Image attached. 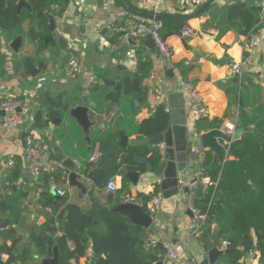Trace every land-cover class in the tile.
Here are the masks:
<instances>
[{
    "label": "crops",
    "instance_id": "1",
    "mask_svg": "<svg viewBox=\"0 0 264 264\" xmlns=\"http://www.w3.org/2000/svg\"><path fill=\"white\" fill-rule=\"evenodd\" d=\"M206 1L208 0H71L63 17L56 21L53 33L54 40L61 39L64 48L66 45V50L52 46L41 52L34 60L35 68L40 70L35 77H31L26 72L20 58L19 70H16L15 67L13 69V60L7 62V75L2 82L6 87L0 91V104L7 100H19L17 114L23 123L10 133H0V194L8 196L19 194L20 212H22V207L30 206L31 203L27 187H30L31 193L35 192L34 199L42 196L50 202L59 196V192H64L70 195L71 199H75L79 191L69 188L65 176L61 173L67 170L63 163L68 160L70 164L78 168V172L88 174L84 175L82 183L87 191H92V197L97 203L102 206L107 205V198L111 193L106 190V185H102L105 173L102 169H95L99 160L96 163H90L89 158L94 153L97 144L101 148L105 143V153L108 156L104 160V165L113 167L120 163L121 152L118 153L116 159L111 158L115 152V150L112 151V154L111 150L115 149V145L119 148L120 141L116 123L121 119V109L116 104L117 102H113L115 87L117 83L120 85L125 74L135 72L139 62L146 58L151 61V72L154 73V77L149 79L148 76L144 80L143 91L138 97L125 101L126 105H129L130 102L133 104V111L129 109L130 115L127 116L128 119L134 112L133 127L149 119L158 106H165L168 112L167 95L180 93L183 96L187 114L186 137L187 140H192L195 137V134L192 133L195 126L190 125L187 112L184 95L187 87L196 89L207 105L208 115L199 119L200 126L217 120L219 124L214 129L225 128L228 124H233L238 128L240 120H247L244 116L252 113L251 104L254 101L250 95L254 89L258 90V102L264 105V80L240 88L246 96L243 100L244 108L242 110L238 104V97L236 95L227 96L225 93V89L236 86L239 90L237 79L230 75V64L234 62L239 63L246 59V63L241 67L245 79L251 80L259 75L264 79V7L255 29L259 38V46L251 55L243 49L245 37L239 36L233 31L220 33L224 23L219 11L239 2L246 3L248 0H216L205 9L206 11L204 10L205 12L183 20L180 32L184 28H188L194 33L188 38L182 37L181 33L176 34L173 26L168 25L161 34L173 52L170 61L159 56L154 47L148 48L145 45L146 38L134 39V48H127V40L130 36L125 32L124 23L128 17L146 21L140 18V15L154 14L166 17L163 20H176L180 17L193 15ZM248 3L254 6L259 5L256 2ZM90 17H94L96 22L87 30L82 23L85 18ZM29 26L31 25L28 21L24 22L21 33L23 44L20 52L24 57L34 55L36 51L35 43L29 38ZM8 38L10 35L0 33L2 41ZM69 53L78 62L77 69L72 75L67 74L66 71ZM127 53H130L131 56L127 57ZM7 59L9 60V57ZM181 63L184 65V69L188 70L185 77L181 76V70L177 66ZM118 66H122L124 69L116 71ZM117 77H119V81H117ZM95 83L98 84L99 89L93 86ZM45 94L52 98L61 97V99H69L74 95L76 97L71 107L80 104L81 96L87 97L89 103L96 105L95 109L89 111L90 121L94 124L89 130V143L81 128L72 120H70L72 122L69 129L66 125L67 120L64 119L57 125H52L49 120L44 122L41 120L32 126L28 124L26 129H23V125L27 121H32L38 111L44 112L41 110L37 98ZM121 96L123 95L120 89L119 97ZM44 117L43 115L42 119ZM2 120L3 118L0 117V122ZM209 130L211 129H203L199 133H195L199 135ZM24 133L25 135L31 133L34 145L47 156V164L37 178L28 171L23 157L25 138H22V135ZM115 134H117V139L111 140V136L113 137ZM127 138V148L133 145H148L146 138L139 137L137 134L127 136ZM221 143L226 146L224 142ZM162 146V144L158 146L160 152L163 151ZM155 147L157 148V146ZM225 149L227 150V147ZM198 152L202 155V158L197 162L199 167L196 166V163H189L185 171L187 175L182 179L181 184L186 185L188 189L197 172L201 173L202 178H208L211 182L210 175L206 174L202 167L206 153L211 154L220 164L211 150L200 149ZM227 160H232V158L226 151L224 162ZM8 161H13L10 168L6 167ZM17 171H19V177L15 176ZM121 174L122 172H119L110 179L116 183L118 190L114 195L112 194L113 205L108 206V209L122 203V196L125 194L134 197L139 194L146 196L154 194L157 184H151L147 180H139L136 187L127 182L126 188L122 189ZM208 186L210 185L199 184V187L203 189ZM51 189L55 190L56 196L50 192ZM159 192L162 194L160 190ZM180 199L177 198L176 202L172 203L162 197L158 211L159 226L157 228L151 226L148 230L143 228L146 231L145 243L151 247L162 243L165 248L173 244H180L185 255L189 259H193L195 264H200L203 256L209 250H206L201 242V229L196 235H190L188 232L191 215L193 216L189 192L185 203H182L183 200ZM80 205L83 209H89L86 202ZM138 205L141 207L140 204ZM27 214L31 215V226L37 225L40 232L47 235L42 239L49 237L55 244V239L61 235L59 228L63 221L61 217L53 225L57 228L53 232V226L49 224L48 218L34 213L30 209ZM1 218L3 217L0 213ZM0 226L2 225L0 224ZM152 229H155L156 232H152ZM212 232L214 235L213 228ZM3 235L4 231L0 233V247L6 249L5 245H9L10 242L1 243ZM253 239L255 241L254 235ZM206 241L211 245V248L215 246L219 251L223 250L222 241H219V245H213V238H206ZM35 253L38 254L37 251ZM48 253H52V248L48 251L46 249L42 256L48 257ZM227 255L220 256V260L214 264H228ZM89 258H91L90 249L87 251L86 257L79 260V263L84 264ZM7 260L8 256L2 263L4 264ZM262 262L260 253L257 251L240 260V264H263ZM161 263L170 264L165 260V256Z\"/></svg>",
    "mask_w": 264,
    "mask_h": 264
},
{
    "label": "trees",
    "instance_id": "2",
    "mask_svg": "<svg viewBox=\"0 0 264 264\" xmlns=\"http://www.w3.org/2000/svg\"><path fill=\"white\" fill-rule=\"evenodd\" d=\"M23 1L25 5L19 6L17 12L14 0H0V29L9 31L18 24L21 27L24 22L28 21L29 25L35 27L38 33L43 35L47 32L49 17L52 16L56 21L61 19L71 0ZM263 1L248 0V2H256L259 5L239 2L221 9L219 12L224 26L220 33L233 31L243 37L255 33L263 13ZM158 22L161 24V32L171 24L176 34L181 33L180 29L184 23L180 19ZM145 38V45L148 48H155L152 40L149 37ZM51 46L63 49L64 43L59 39L53 41ZM64 50H66V45ZM72 57L73 55L69 53V59ZM177 66L181 70V76L185 77L188 70L184 69L182 63ZM151 69V61L146 58L139 62L135 72L122 77L120 86L123 96L119 97L116 103L121 109V119L116 123L117 134L123 132L126 137L137 134L147 140L149 137L165 132L169 124V114L163 105L158 106L149 119L134 127L132 121L134 112L127 119L130 115L129 109L133 111V104L130 102L126 105L125 101L138 97L142 93L143 82L150 75ZM93 86L99 89L97 83ZM241 91L242 89L238 90L237 86L225 89L227 96L236 95L238 97V104L242 110L246 96L245 92ZM257 91L254 89L250 95L254 101L251 104V115H245L247 120L241 119L238 125V128H243L245 131L238 140L229 145L228 155L232 160L218 164L211 154L206 153L202 167L205 173L210 175L212 185L204 189L198 186L192 199L193 208L204 216L201 226V242L206 250L212 249L206 238H213V245H219V241L228 242L230 244L228 249H235L227 255L228 264H240L242 258L254 251L259 252L260 258L264 261V105L258 102ZM37 100L40 107L47 109L50 118H66L68 106L74 103L73 101L72 104H67L63 98H52L48 94L38 97ZM66 120L69 121L67 126L69 129L72 121ZM200 120L195 124L197 133L203 129H214L219 124L216 120L200 126ZM117 134L111 136V140L117 139ZM100 140L102 141V138ZM114 150L111 158L116 159L118 153L121 152L122 157L124 156L125 170L128 172L140 174L152 172L161 159L158 147L146 144L129 146L122 151L115 145V149L111 150L112 154ZM121 175L122 189H125L127 180L123 177V173ZM15 176L19 177V171L15 173ZM158 192L159 188L155 186L153 193ZM153 195L139 194L137 196L138 204L145 213L148 212L147 203ZM48 203L56 207L65 205L64 202L55 200L48 201ZM60 217L63 220L59 225L61 235L55 239V244L49 237L48 239L39 238L37 241V253L41 256L46 249L48 251L53 246H57L60 264H80L79 260L86 257L89 249L91 258L87 259L84 264H157L161 263L166 254V248L162 243H157L153 247L146 245V231L143 228L132 226L125 216L110 212L109 209L95 210L90 217L73 209L66 217L62 213L56 220ZM0 227L5 228L6 226ZM52 228L53 232L57 229L55 226ZM212 228L215 231L214 235ZM9 253V250L0 247V256L3 254L8 256ZM47 255L51 256L50 253ZM25 258V255L19 258V263L22 264ZM0 264H3L1 259Z\"/></svg>",
    "mask_w": 264,
    "mask_h": 264
},
{
    "label": "water",
    "instance_id": "3",
    "mask_svg": "<svg viewBox=\"0 0 264 264\" xmlns=\"http://www.w3.org/2000/svg\"><path fill=\"white\" fill-rule=\"evenodd\" d=\"M216 0L206 1L202 7H200L193 15L180 17L182 20H187L191 17H196L202 13L209 5L214 3ZM25 3L23 0L19 1V6H24ZM132 12V10H129ZM140 18L145 20H155L160 21L166 17L159 15H140ZM56 20L52 16L49 17L47 30L50 33H54ZM125 34V33H123ZM29 37L31 41L35 43V49L38 47V34L36 31L30 27ZM165 39V38H164ZM53 37H48L44 39V47L48 45L49 42H53ZM55 41V40H54ZM127 48H134V41L132 38L127 40ZM22 46V37L15 39L11 43V48L18 53ZM24 58V59H23ZM23 63L25 70L29 73L31 77H35L40 70L36 69L34 66V59L36 55L32 54L30 56L23 57ZM123 70L124 67L118 66L117 70ZM38 70V71H37ZM5 75H0V91L6 87L3 85V80ZM119 81V77H117ZM121 86L117 83L115 87V98L113 102H117ZM76 96H71L69 99L63 98L65 103L72 104ZM168 103V113H169V124L161 135L147 138L146 142L150 146H159L163 145V151L160 152V162L155 167L152 172L140 174L138 172H128L124 168V156L121 158V161L118 165L113 167H106L104 165V160L107 155L105 153V143L101 146L100 152L102 154L99 162L96 164L95 169H102L105 173V178L102 181V185H106L110 179L116 176L119 172L123 173V177L127 180L129 184L133 187H136L139 180H147L151 184H157L159 190L162 192V197L165 200H170L172 203L176 202L177 198H181L185 203L187 199L189 189L186 185H182V179L186 177L185 171L189 163H196V166L199 167L197 162L202 158V155L198 150H211L213 154L217 157L218 161L223 164L224 156L226 151L228 153L229 145L238 140L240 135L244 132L243 128H235L231 134H228L224 127L219 129H211L205 133L197 135L196 128L192 130V133L195 134L192 140H187V128L185 126L187 120V114L185 111V104L183 96L179 94H169L167 95ZM96 105L89 103L87 97L81 96L80 104L71 107L68 106L66 118H50L49 112L47 109L41 107L42 111H38L33 117L32 121H27L23 125L25 130L27 125L32 126L34 123L40 122L41 120H49L52 125H57L58 122H61L66 119L72 120L75 124L81 128L86 141L89 143V130L93 127V123L90 121L89 111L90 109H95ZM19 112V109H18ZM43 113V114H42ZM43 115L45 116L42 119ZM5 113L0 109V117L5 118ZM69 121L66 122L68 126ZM192 134V135H193ZM25 137V133L22 135V138ZM127 137L123 132L119 133V147L121 149L127 148ZM221 142H224V146ZM227 147V150L225 149ZM197 150V151H196ZM63 165L67 170L62 171V175L65 176L67 184L71 189H77L79 194L75 199H71V196L65 194L63 197L56 196L55 190L51 189L50 192L56 196L55 201L64 202L65 205L61 207L51 206L44 197L38 196L37 199H34L35 192H30V187H27V193L29 196V201H31L30 206L25 205L22 207V212L19 211V194H14L11 196L0 194V213L3 218L0 219V224L5 225L6 229L4 230V235L2 237L1 243H8L5 245V248L10 251L8 255V260L4 264H19V258L26 256L22 264H60L59 263V253L57 246H53L51 256L45 257L39 254H34L37 251V241L39 238L47 237L43 232H40L37 225L31 226V215L27 214V211L33 210L34 213L41 214L48 218L50 225H54L56 218L62 213L66 217L71 210H77L81 212L82 215L92 216L95 210L108 209V206L113 205V195H108L107 202L105 206L100 205L92 197V191L84 187L82 179L88 174H82L78 172V168L70 164L66 160ZM85 175V176H84ZM13 189V188H12ZM180 199V200H181ZM87 203L89 209H83L80 204ZM110 212L119 213L125 216L132 225H138L145 230H148L151 227V219L147 213H145L139 205L136 204H124L120 203L111 207ZM26 212V213H25ZM188 211V215H189ZM191 215V214H190ZM192 217V215H191ZM152 232H156L155 229H152ZM235 249H225L219 251L217 247L212 248L203 256L200 264H214L218 262L219 257L224 254H229L234 252ZM264 264V261L262 262ZM163 264V263H158Z\"/></svg>",
    "mask_w": 264,
    "mask_h": 264
},
{
    "label": "built area",
    "instance_id": "4",
    "mask_svg": "<svg viewBox=\"0 0 264 264\" xmlns=\"http://www.w3.org/2000/svg\"><path fill=\"white\" fill-rule=\"evenodd\" d=\"M262 7H264V1L262 2ZM96 22L94 17L85 18L83 20V27L85 29H89V27ZM125 32L128 33L130 38L133 40L149 37L154 43L156 53L163 57L166 61H170L173 57V52L169 48L167 42L164 40L161 34V24L155 20H136L134 18L128 17L124 23ZM194 33L188 28H184L181 31V36L184 38H188L193 36ZM259 46V38L256 33H251L247 37H245L243 49H245L246 53H250V55L258 48ZM127 57H130L131 54L127 53ZM246 63V59L239 63L230 64V75L234 76L237 79L239 89L242 87H248L250 84L263 82V76H255L251 78V80H247L243 77L241 72V67ZM78 66V62L74 59V56L69 59L67 63V74H74ZM154 73L150 72L149 79H153ZM264 84V83H263ZM185 99L187 102V112L190 120V125L195 126L196 122L204 118L208 115V108L205 104L203 97L199 94V92L191 87H187L184 91ZM19 107V102L14 100H7L1 104V109L5 113V118L0 122V133H10L11 131L17 129L22 123V119L19 118L17 114V109ZM236 126L233 124H228L225 127L228 134H231ZM25 143L23 148V157L27 166L28 171L31 175L37 178L40 173L43 171L44 167L47 164V156L44 152L40 151L36 145H34L33 135L31 133H27L25 135ZM102 154L100 152V145L97 144L95 146L94 153L89 158L90 163H96L100 160ZM13 165V161H8L6 163V167L10 168ZM200 183L205 185H211L212 183L208 178H202L201 173H195L190 185H189V200L191 202V211H192V219L188 226V232L190 235H196L199 233L201 226L204 221V216L200 215L198 211H196L192 206V199L194 197V192L199 186ZM106 190L115 194L118 190V187L114 181H109L106 184ZM65 195L64 192H59V196L63 197ZM138 198L127 195L122 197V203L124 204H137ZM162 202V194L160 192L154 194L151 199L147 203V214L151 219V226L157 228L159 226V208ZM5 228L0 227V233H2ZM228 242H223V250L228 249ZM0 259L6 260V255H1ZM165 260L170 264H195L193 259H189L180 244H173L172 246L166 247Z\"/></svg>",
    "mask_w": 264,
    "mask_h": 264
},
{
    "label": "flooded vegetation",
    "instance_id": "5",
    "mask_svg": "<svg viewBox=\"0 0 264 264\" xmlns=\"http://www.w3.org/2000/svg\"><path fill=\"white\" fill-rule=\"evenodd\" d=\"M7 1V0H5ZM9 1V0H8ZM15 1V9L18 12L19 11V1L20 0H14ZM7 7V6H6ZM48 26V24H47ZM47 26H46V30H47ZM22 26L20 27L19 24L17 25V27L13 28L12 30L6 31L3 29H0V33H5L7 35H10V38L2 41L0 39V71H1V75H7V62H9L10 60H13V69L14 67L16 68V70H19V58L22 60V58L24 57V55H22V53L20 52V50L18 49V53H15V51L11 48V43L19 38L22 37V44H23V36H22ZM32 27L33 26H29ZM36 33L38 34V49L35 51L36 57L39 56V54H41V52L46 51L47 48L52 47V42H49L48 45L46 47L43 46L44 44V39H47L48 37H53V33H50L48 30L46 33H44L43 35H40L38 33V31L35 29V27L33 28ZM30 38V37H29ZM40 47H42V49H40ZM23 56V57H21ZM7 57H9V60L7 59ZM24 59V58H23ZM35 60V59H34ZM23 63V60H22ZM24 65V63H23ZM12 69V71H13ZM27 72V71H26ZM28 73V72H27ZM2 104V102H1ZM0 104V105H1Z\"/></svg>",
    "mask_w": 264,
    "mask_h": 264
}]
</instances>
